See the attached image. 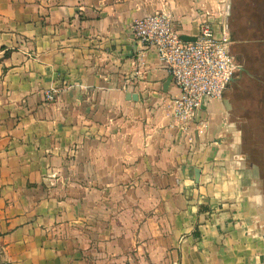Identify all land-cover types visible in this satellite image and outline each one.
<instances>
[{
  "label": "crops",
  "instance_id": "obj_1",
  "mask_svg": "<svg viewBox=\"0 0 264 264\" xmlns=\"http://www.w3.org/2000/svg\"><path fill=\"white\" fill-rule=\"evenodd\" d=\"M154 14L180 37L211 22L241 65L188 135L170 127V74L131 34ZM263 48L264 0H0V264H264L236 92L264 76Z\"/></svg>",
  "mask_w": 264,
  "mask_h": 264
},
{
  "label": "built area",
  "instance_id": "obj_2",
  "mask_svg": "<svg viewBox=\"0 0 264 264\" xmlns=\"http://www.w3.org/2000/svg\"><path fill=\"white\" fill-rule=\"evenodd\" d=\"M133 38L144 48L155 51L179 94L169 105L171 128L188 135L191 125L208 101L218 99L230 86L241 65L230 53L226 35L216 37L211 22L201 23L194 42H183L164 14L136 20L131 26ZM55 91L45 93L52 103Z\"/></svg>",
  "mask_w": 264,
  "mask_h": 264
},
{
  "label": "rangeland",
  "instance_id": "obj_3",
  "mask_svg": "<svg viewBox=\"0 0 264 264\" xmlns=\"http://www.w3.org/2000/svg\"><path fill=\"white\" fill-rule=\"evenodd\" d=\"M260 53L261 60H264V48ZM254 60L252 56L245 58L242 71L246 68L247 71H251L250 62ZM262 71L264 72L263 68ZM236 92L249 99L246 104L249 106L247 111L250 115L246 117L247 126L243 140L251 161L259 168L264 184V76L261 74L249 76L241 87L236 88Z\"/></svg>",
  "mask_w": 264,
  "mask_h": 264
},
{
  "label": "water",
  "instance_id": "obj_4",
  "mask_svg": "<svg viewBox=\"0 0 264 264\" xmlns=\"http://www.w3.org/2000/svg\"><path fill=\"white\" fill-rule=\"evenodd\" d=\"M181 40H182L183 42H194V41H195V38H190V37H187V36H181ZM131 98H132L133 100L136 99L135 96H131ZM195 176H196V178H197V176H198V171L195 172Z\"/></svg>",
  "mask_w": 264,
  "mask_h": 264
}]
</instances>
